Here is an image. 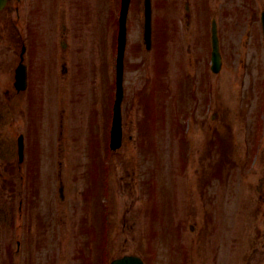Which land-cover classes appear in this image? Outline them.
<instances>
[{
    "label": "rangeland",
    "instance_id": "obj_1",
    "mask_svg": "<svg viewBox=\"0 0 264 264\" xmlns=\"http://www.w3.org/2000/svg\"><path fill=\"white\" fill-rule=\"evenodd\" d=\"M151 2L147 50L143 0H131L124 137L109 154L119 0L5 9L13 34L26 20L29 44L38 41L25 60L29 90L41 91L0 98V264H98L124 254L146 264H264V0ZM19 53L17 43L12 73Z\"/></svg>",
    "mask_w": 264,
    "mask_h": 264
},
{
    "label": "water",
    "instance_id": "obj_2",
    "mask_svg": "<svg viewBox=\"0 0 264 264\" xmlns=\"http://www.w3.org/2000/svg\"><path fill=\"white\" fill-rule=\"evenodd\" d=\"M7 0H0V11L4 8ZM130 0H122L121 14L119 18V32H118V46H117V62H116V97L113 108V120L111 127L110 147L111 149H117L121 145V102L123 98V57L126 42V17ZM145 20H144V41L146 47H151V4L150 0H145ZM264 20V19H263ZM264 29V22H263ZM211 69L217 73L221 68V56L219 52V41L217 36V25L215 21H212L211 26ZM25 67L19 65L16 70V80L19 89L25 88ZM24 143L23 136L18 138V155L20 161L23 159ZM110 264H142V260L139 257L132 255H125L121 258H117L111 261Z\"/></svg>",
    "mask_w": 264,
    "mask_h": 264
},
{
    "label": "flooded vegetation",
    "instance_id": "obj_3",
    "mask_svg": "<svg viewBox=\"0 0 264 264\" xmlns=\"http://www.w3.org/2000/svg\"><path fill=\"white\" fill-rule=\"evenodd\" d=\"M20 2V0H8V4L9 5L10 2ZM38 1V0H37ZM36 3V2H35ZM34 4V2H33ZM37 5V3L34 5L33 8H35ZM16 9V14L17 15H22L19 11H18V7L15 8ZM0 14H3L5 17L2 18V25L1 26V22H0V76L2 77V79L0 80V98H9L12 97L14 95H20V94H24L25 93H30L29 97H32L33 94L35 97V95L37 96V94L40 93V87L39 89L37 88V90L35 91V93H32L29 90V87H33V81H32V76H31V69L29 68V64L28 62L25 60V56L27 55L28 49L30 47H33V53L36 51L38 52V41H37V45H36V39L33 36L32 39V44H29V39H28V28H27V21L25 20V24L23 26V28H20L19 33H12V24H11V17L9 15H11V13L8 12H0ZM30 15H33V9L30 12ZM34 20L32 21V24L29 28L32 27L33 32L36 34V28H37V23H38V19H37V15L33 16ZM22 21V20H21ZM65 31H66V26L64 24H62V34L61 37H65ZM64 38H62V43H61V47L62 49H65L66 44L63 42ZM17 43L20 44V53H19V61H23L25 63L26 66V70H27V84H26V89L24 91H18L16 86H15V70L12 73L11 67H12V63H13V59H12V50L15 49L17 47ZM30 45V46H29ZM23 51L22 55L21 52ZM34 54V57H35ZM33 57V58H34ZM15 61V59H14ZM65 72H67V68L65 65V62L62 63V74H64ZM13 75V76H12ZM37 83V82H36ZM100 259H99V263L98 264H106L105 263V259L103 258L102 261V255H100ZM105 257V256H104Z\"/></svg>",
    "mask_w": 264,
    "mask_h": 264
}]
</instances>
